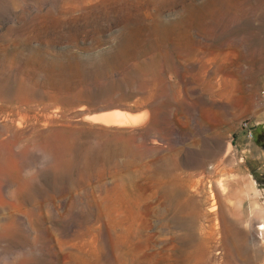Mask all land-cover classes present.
<instances>
[{
  "label": "rangeland",
  "instance_id": "obj_1",
  "mask_svg": "<svg viewBox=\"0 0 264 264\" xmlns=\"http://www.w3.org/2000/svg\"><path fill=\"white\" fill-rule=\"evenodd\" d=\"M263 227L264 0H0V264H264Z\"/></svg>",
  "mask_w": 264,
  "mask_h": 264
},
{
  "label": "bare ground",
  "instance_id": "obj_2",
  "mask_svg": "<svg viewBox=\"0 0 264 264\" xmlns=\"http://www.w3.org/2000/svg\"><path fill=\"white\" fill-rule=\"evenodd\" d=\"M105 117H107V118H116V119H118V117H125V115L123 116V115H121V114H116V113H112V114H106V115H104V118ZM112 119V120H113ZM121 119V118H120ZM102 120V119H101ZM109 121V120H108ZM214 202V201H213ZM260 227V226H259ZM262 228V227H261ZM264 228V227H263Z\"/></svg>",
  "mask_w": 264,
  "mask_h": 264
},
{
  "label": "built area",
  "instance_id": "obj_3",
  "mask_svg": "<svg viewBox=\"0 0 264 264\" xmlns=\"http://www.w3.org/2000/svg\"><path fill=\"white\" fill-rule=\"evenodd\" d=\"M244 126H247V123H244Z\"/></svg>",
  "mask_w": 264,
  "mask_h": 264
}]
</instances>
